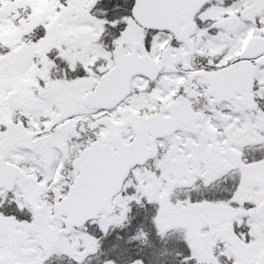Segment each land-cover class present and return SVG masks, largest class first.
I'll list each match as a JSON object with an SVG mask.
<instances>
[{"label":"snow or ice","instance_id":"1","mask_svg":"<svg viewBox=\"0 0 264 264\" xmlns=\"http://www.w3.org/2000/svg\"><path fill=\"white\" fill-rule=\"evenodd\" d=\"M264 264V0H0V264Z\"/></svg>","mask_w":264,"mask_h":264},{"label":"rangeland","instance_id":"2","mask_svg":"<svg viewBox=\"0 0 264 264\" xmlns=\"http://www.w3.org/2000/svg\"><path fill=\"white\" fill-rule=\"evenodd\" d=\"M65 264V263H64Z\"/></svg>","mask_w":264,"mask_h":264}]
</instances>
